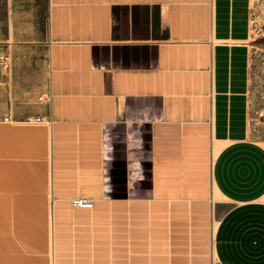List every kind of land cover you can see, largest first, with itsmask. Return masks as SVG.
<instances>
[{
  "label": "crops",
  "instance_id": "crops-1",
  "mask_svg": "<svg viewBox=\"0 0 264 264\" xmlns=\"http://www.w3.org/2000/svg\"><path fill=\"white\" fill-rule=\"evenodd\" d=\"M251 7L47 0L45 34L27 23L4 53L0 118L50 123L36 122L49 143L45 176L4 184L0 264H264ZM200 216L215 225L209 263L187 240V219Z\"/></svg>",
  "mask_w": 264,
  "mask_h": 264
},
{
  "label": "rangeland",
  "instance_id": "rangeland-1",
  "mask_svg": "<svg viewBox=\"0 0 264 264\" xmlns=\"http://www.w3.org/2000/svg\"><path fill=\"white\" fill-rule=\"evenodd\" d=\"M251 6L252 34L248 42L250 59L247 91L249 130L251 139L264 145V0H251ZM32 22L36 34H45L48 22L47 0H0V56L14 43L15 35L24 33L25 25ZM42 128L35 119L15 121L12 124L0 123V198L2 194L5 200L9 198L10 193L7 191L10 186L4 185L9 179L45 176L43 170L49 161V143ZM1 203L0 200V211L7 210L9 202ZM9 220L7 216L0 217L2 237L8 235ZM187 226L190 230L187 240L193 248L191 255H201L209 263L215 229L213 221L210 217H192L187 219Z\"/></svg>",
  "mask_w": 264,
  "mask_h": 264
},
{
  "label": "built area",
  "instance_id": "built-area-1",
  "mask_svg": "<svg viewBox=\"0 0 264 264\" xmlns=\"http://www.w3.org/2000/svg\"><path fill=\"white\" fill-rule=\"evenodd\" d=\"M9 67H10L9 57L7 55H1L0 56V80L2 79V77L5 76V73H7V71L9 70ZM37 101L41 104L46 102L45 95L39 96ZM1 121L5 122V123H14L15 122V120L10 116L0 118V122ZM36 122L39 124L50 123V121L47 119V117L37 118ZM74 204L77 207L83 208V209H92L94 206V203L88 199H77Z\"/></svg>",
  "mask_w": 264,
  "mask_h": 264
}]
</instances>
